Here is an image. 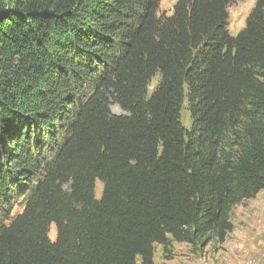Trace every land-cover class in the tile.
<instances>
[{
  "label": "trees",
  "instance_id": "obj_1",
  "mask_svg": "<svg viewBox=\"0 0 264 264\" xmlns=\"http://www.w3.org/2000/svg\"><path fill=\"white\" fill-rule=\"evenodd\" d=\"M160 1L0 0V264H155L264 189V0Z\"/></svg>",
  "mask_w": 264,
  "mask_h": 264
},
{
  "label": "rangeland",
  "instance_id": "obj_2",
  "mask_svg": "<svg viewBox=\"0 0 264 264\" xmlns=\"http://www.w3.org/2000/svg\"><path fill=\"white\" fill-rule=\"evenodd\" d=\"M177 0H161L158 15H171ZM255 0H235L227 9L229 18L227 30L234 37L244 27L245 20ZM158 77L149 84L151 93L157 84ZM180 121L190 126L188 104L183 103ZM111 110L115 114L122 111L116 105ZM102 190L101 181L95 182V197ZM230 219L232 231L223 242H210L203 247H194L188 243L173 242L170 253L165 255L160 245H154L155 264H264V189L257 192L252 199L244 200L232 208ZM48 236L55 239V228L50 227Z\"/></svg>",
  "mask_w": 264,
  "mask_h": 264
}]
</instances>
